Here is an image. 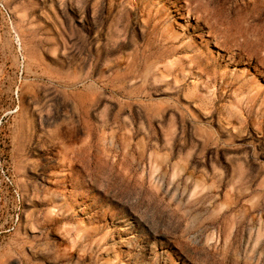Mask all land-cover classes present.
<instances>
[{
    "label": "rangeland",
    "instance_id": "obj_1",
    "mask_svg": "<svg viewBox=\"0 0 264 264\" xmlns=\"http://www.w3.org/2000/svg\"><path fill=\"white\" fill-rule=\"evenodd\" d=\"M0 264H264V0H0Z\"/></svg>",
    "mask_w": 264,
    "mask_h": 264
}]
</instances>
